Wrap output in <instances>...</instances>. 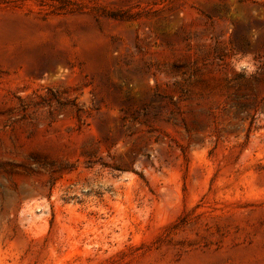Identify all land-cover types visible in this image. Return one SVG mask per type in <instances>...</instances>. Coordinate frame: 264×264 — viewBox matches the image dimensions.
Here are the masks:
<instances>
[{"label":"rangeland","instance_id":"rangeland-1","mask_svg":"<svg viewBox=\"0 0 264 264\" xmlns=\"http://www.w3.org/2000/svg\"><path fill=\"white\" fill-rule=\"evenodd\" d=\"M0 264H264V0H0Z\"/></svg>","mask_w":264,"mask_h":264},{"label":"clouds","instance_id":"clouds-1","mask_svg":"<svg viewBox=\"0 0 264 264\" xmlns=\"http://www.w3.org/2000/svg\"><path fill=\"white\" fill-rule=\"evenodd\" d=\"M246 59L249 62L245 63L244 69L242 70H244L246 74L251 75L257 71L258 65H256L254 62H251V56H248Z\"/></svg>","mask_w":264,"mask_h":264}]
</instances>
